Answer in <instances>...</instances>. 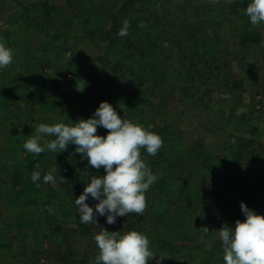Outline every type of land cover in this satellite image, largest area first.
Returning <instances> with one entry per match:
<instances>
[{"label":"trees","instance_id":"trees-1","mask_svg":"<svg viewBox=\"0 0 264 264\" xmlns=\"http://www.w3.org/2000/svg\"><path fill=\"white\" fill-rule=\"evenodd\" d=\"M250 2L0 0V42L13 50L0 70V264H95L101 228L145 234L161 264H223L217 231L245 219L241 202L264 215V35L245 14ZM101 102L164 143L154 157L141 149L158 175L143 215L111 225L98 216V227L80 222L75 199L84 172L104 169L74 144L39 155L23 144L38 124L73 125ZM86 203L95 211L98 201Z\"/></svg>","mask_w":264,"mask_h":264},{"label":"clouds","instance_id":"clouds-1","mask_svg":"<svg viewBox=\"0 0 264 264\" xmlns=\"http://www.w3.org/2000/svg\"><path fill=\"white\" fill-rule=\"evenodd\" d=\"M217 4L220 0H210ZM231 4L233 0H226ZM245 14L253 26L264 24V0H251ZM139 27H145L141 22ZM130 22L125 19L118 31V36L129 34ZM13 62V50L0 42V70L6 69ZM123 109L124 105H120ZM98 126L107 130L106 136L97 134ZM138 122L122 119L116 109L108 102H101L93 118L80 119L73 125L40 123L34 128L33 134L23 144V148L34 155L45 150L62 152L69 144L76 146L75 152L81 154L88 164L99 170L104 169L105 175L96 176L85 171L84 177L90 176L82 194L75 199L80 222L98 225V216H106L109 225L115 224L117 217L135 214L142 216L147 209L146 193L157 182L149 165L142 159L141 149L148 156H156L163 146V138ZM55 137L54 139H45ZM44 140L41 145V140ZM39 167L38 165L36 166ZM56 167L50 168L43 175L45 184L55 183ZM40 171H33L31 180L40 181ZM61 182H66L61 176ZM39 187V183H36ZM91 196L98 203L95 211L86 200ZM240 208L245 216L243 221L237 219L235 227L224 224L218 230V237L223 251V264H264V215L250 210L241 202ZM203 243L209 235L208 227L200 228ZM98 248L95 264H148L156 259L161 264L165 259L150 249L148 237L136 230L123 234L120 231L101 230L93 236ZM212 251V244H206Z\"/></svg>","mask_w":264,"mask_h":264},{"label":"rangeland","instance_id":"rangeland-1","mask_svg":"<svg viewBox=\"0 0 264 264\" xmlns=\"http://www.w3.org/2000/svg\"><path fill=\"white\" fill-rule=\"evenodd\" d=\"M80 7H82V5L84 4V0H76ZM118 1L119 0H104V3H105V6L107 8V10L110 8V7H116V5L118 4ZM86 12V9L84 10ZM82 18L84 19L85 18V15H82ZM8 24L4 21V17H0V27L1 28H5L7 27ZM77 28V27H75ZM261 33L262 35H264V24H262V27H261ZM262 44H264V41H262Z\"/></svg>","mask_w":264,"mask_h":264}]
</instances>
